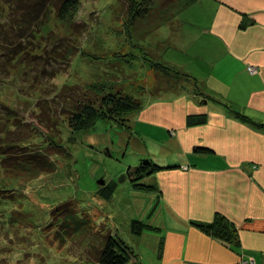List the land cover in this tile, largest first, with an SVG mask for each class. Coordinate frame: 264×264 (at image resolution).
I'll return each instance as SVG.
<instances>
[{
    "label": "rangeland",
    "instance_id": "rangeland-1",
    "mask_svg": "<svg viewBox=\"0 0 264 264\" xmlns=\"http://www.w3.org/2000/svg\"><path fill=\"white\" fill-rule=\"evenodd\" d=\"M136 9L144 13L133 21ZM7 12L0 4V16ZM210 16L200 0H83L63 19L49 13L28 56L0 58L2 130H14L25 116L30 118L41 100L54 105V95L65 84H79L76 94L94 100L108 89L143 101L140 109L121 115L126 125L98 119L87 130L74 132L61 116L69 153L55 157L52 173H11L0 167V264H88L109 231L129 247L134 255L131 264H153L152 244L131 231L132 220L145 225L151 218V213L145 214L149 199L139 191L154 188L136 187L124 177L129 167L142 162L134 153L136 136H131V127L136 130L135 117L150 96L200 94L198 82L162 64L189 63L190 53L181 51L182 39ZM172 28L181 41L176 34L173 37ZM32 54L38 55L36 60ZM44 70L57 73L50 76ZM151 149L158 154L160 146ZM109 184L116 188L108 199L101 190ZM67 200H74L75 213L88 226L61 241L56 236L55 209ZM138 240L143 242L137 245ZM135 254L142 257L140 262Z\"/></svg>",
    "mask_w": 264,
    "mask_h": 264
},
{
    "label": "crops",
    "instance_id": "crops-1",
    "mask_svg": "<svg viewBox=\"0 0 264 264\" xmlns=\"http://www.w3.org/2000/svg\"><path fill=\"white\" fill-rule=\"evenodd\" d=\"M200 4L211 16L182 39L190 62L168 65L196 78L201 96H150L135 117L136 130L131 127L137 160L165 167L145 179L151 191H139L149 199L145 214L151 218L141 220L151 228L138 236L152 244L153 264H242L251 258L264 264V129L227 110L264 123V0ZM189 116L207 120L189 126ZM151 145L160 146L158 154ZM218 213L237 226V245L195 225L212 222Z\"/></svg>",
    "mask_w": 264,
    "mask_h": 264
},
{
    "label": "trees",
    "instance_id": "trees-1",
    "mask_svg": "<svg viewBox=\"0 0 264 264\" xmlns=\"http://www.w3.org/2000/svg\"><path fill=\"white\" fill-rule=\"evenodd\" d=\"M82 1L0 0L1 7H7L8 11L6 16H0V58L4 57L11 61L23 54L28 56L29 51L34 50L32 47L35 46L36 37L41 32L40 28L49 13L56 12L57 17L63 19L75 11ZM143 13L140 9H136L133 21L143 16ZM54 52L55 50L52 51V53ZM32 56H34V60L38 57L37 54H32ZM160 63L162 64V62ZM162 66L170 70L175 69L177 73L189 80L198 81L190 74L167 63ZM44 71L46 75L50 74V76H55L57 73L56 71L52 73ZM79 86V84H65L60 92L54 95V105L41 100L37 105V112L31 115V119L25 116L24 120L16 123L14 130L0 129V167L11 173L34 171L52 173L55 170V157L69 153L60 126L59 118L61 116L66 117L65 121L71 130L78 132L92 127L98 119H111L126 125L123 118L121 119V115L138 110L143 105L142 98L124 93V91L119 94L109 93L108 89L102 97L94 100L89 95L76 94ZM215 101L218 102V100ZM227 110L235 118L256 128L264 129V123H258L229 106H227ZM194 118L188 117L187 124L189 126L203 124L207 120L206 116ZM14 119L19 120L17 117ZM38 139L40 142H37ZM195 152L209 153L210 150L195 148ZM162 169L165 167L144 159L136 167H129L124 177H128L136 187L150 186L143 181ZM115 188V184H109L105 190L102 188L101 193L109 199ZM75 208L74 200H67L55 209L59 213L54 217L58 230L56 236L61 241L72 238L77 232L88 226L87 221L77 216ZM195 225L206 234L231 246H235L239 242L237 226L223 214H216L210 223ZM147 227L151 228L146 224L143 225L140 220H132L131 231L137 235ZM128 248L121 238L109 231L103 235V247L96 256L91 257L86 263L129 264L134 255L129 252Z\"/></svg>",
    "mask_w": 264,
    "mask_h": 264
},
{
    "label": "built area",
    "instance_id": "built-area-1",
    "mask_svg": "<svg viewBox=\"0 0 264 264\" xmlns=\"http://www.w3.org/2000/svg\"><path fill=\"white\" fill-rule=\"evenodd\" d=\"M249 70L251 72H253V73H256L258 71L257 68H255V67H250ZM253 263H254V259L253 258L245 259V260L243 259L242 260V264H253Z\"/></svg>",
    "mask_w": 264,
    "mask_h": 264
},
{
    "label": "water",
    "instance_id": "water-1",
    "mask_svg": "<svg viewBox=\"0 0 264 264\" xmlns=\"http://www.w3.org/2000/svg\"><path fill=\"white\" fill-rule=\"evenodd\" d=\"M99 184L104 185V184H105V181H104V180H101V181L99 182Z\"/></svg>",
    "mask_w": 264,
    "mask_h": 264
}]
</instances>
